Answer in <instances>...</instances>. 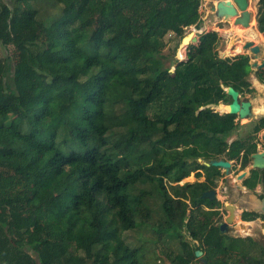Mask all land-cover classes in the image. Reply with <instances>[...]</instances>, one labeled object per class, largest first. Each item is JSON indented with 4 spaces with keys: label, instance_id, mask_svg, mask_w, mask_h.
I'll return each mask as SVG.
<instances>
[{
    "label": "trees",
    "instance_id": "trees-1",
    "mask_svg": "<svg viewBox=\"0 0 264 264\" xmlns=\"http://www.w3.org/2000/svg\"><path fill=\"white\" fill-rule=\"evenodd\" d=\"M12 1L0 0V43L14 46V61L0 58V264H144L124 233L148 225L179 240L171 264H194L199 249L203 264H264V241L222 232L221 201L202 197L221 175L203 161L245 167L264 129L263 116L230 141L238 115L212 105L232 101L224 86L243 95L252 73L264 82V69L220 55L211 32L175 69L163 62L168 32L201 27V0H55L60 17L21 41L14 26L34 8ZM256 20L264 38V0ZM196 169L209 182L164 181ZM260 180L253 169L244 185Z\"/></svg>",
    "mask_w": 264,
    "mask_h": 264
},
{
    "label": "rangeland",
    "instance_id": "rangeland-1",
    "mask_svg": "<svg viewBox=\"0 0 264 264\" xmlns=\"http://www.w3.org/2000/svg\"><path fill=\"white\" fill-rule=\"evenodd\" d=\"M9 5H13L12 0H3ZM258 1L259 0H249V10L252 13L253 21L255 22L254 26L258 28V23L256 20V15L258 11ZM217 0H201V4L199 7V12L201 13L202 18V24L201 27H196L194 25L185 27L182 35H176L173 32H168L165 37V43L166 47L164 49V53L166 54L165 57H163V62L165 67H170L171 70L174 69V66L176 64L177 59L186 58L187 55V46L188 42H192L193 40L191 37H195L198 39L199 35L202 32H211L214 35H217L221 38L220 44L218 46L219 54L222 55L224 51L226 53H232V52H238L242 46L239 48L238 45L244 42L246 40H254L256 43L260 44L262 47L261 57L264 54V38L262 36V40L260 39H254L248 36V34H240L233 30V17L229 14H227L225 17H219V15L212 10V6H215V3ZM218 3V2H217ZM228 5H230L229 2H224ZM31 5L34 9H37L36 13L34 12V9L29 8L28 11L24 14L22 18L18 19V24H16L14 27L16 41H21L24 38H27L31 36L36 28V24L38 22H44L46 24L53 21L55 18L60 17L62 14L63 4L62 3H56L55 0H31ZM218 5V4H217ZM218 7V6H217ZM220 11L217 8V12ZM239 15L241 14L238 11ZM34 14V15H33ZM188 38V40H185ZM14 51V46L10 45L8 47L2 45L0 43V58H6L8 57V60L14 61V56L12 55ZM182 53L183 57L181 58L179 54ZM250 55V51L247 50V52ZM234 56V55H229ZM251 56V55H250ZM255 69V68H254ZM251 75H254L252 73ZM252 78V76H250ZM264 84V82H261ZM243 99H250L254 102V109H253V115L250 118L247 119H241L239 116L237 117V122L235 124V127L231 129L228 133H226L230 140L234 138H244L248 135L252 134V129L255 123L264 116V110L261 112L257 111V105H261V107H264V85L263 87H259V89L255 87H250L247 89L244 94L242 95ZM222 104H229V102L224 103L220 101ZM207 107V104L205 105ZM256 107V108H255ZM201 108H204L202 106ZM214 111H220L214 108ZM256 112V113H255ZM239 121V125H238ZM264 129H262L260 132H258V135H255V138L257 140V150L264 151V148L261 146L263 145L261 136ZM255 152L250 153L249 158L252 157V155ZM205 161V160H204ZM235 162V160H231ZM149 166V165H148ZM249 163L246 166V170L249 167ZM157 165H154L152 168H157ZM245 169H240V167L237 165L235 169L231 172V175L229 174L228 178L224 181L220 182L219 185L215 188L217 190V198L222 201L224 204L225 201H231L234 199V201L237 203L238 207H240L239 200L240 199H252L255 198L254 193H250L249 195H241L238 187L241 184V180L237 179V175L241 173ZM194 177L190 176L188 178V181H193ZM164 181L167 185H169V181L164 178ZM138 187H142V185H138ZM235 197V198H233ZM157 198H151L149 199V203L151 205V218L149 219V222L157 224L159 218H160V208L158 203L155 202ZM151 202H155L154 204ZM237 215L234 220L235 226H230V234L231 235H240V236H246L249 234V236H255L254 238L261 239V227L257 223H253V225L248 226L249 228H241L240 221V213L241 208H237ZM239 224V225H238ZM237 226V227H236ZM239 228V229H238ZM254 228V229H253ZM157 225L151 228L150 225L144 226L142 228H137L133 230H128L124 233V237L128 243L132 246H142L143 252H144V264H171V258L169 256V252L174 249L178 250L179 248V240L177 238H171L169 236H164L163 239L159 238L157 236L156 230ZM244 229V230H243ZM248 232V233H247ZM252 234H250V233ZM185 234V232H183ZM245 233V234H244ZM185 240H189L191 247H194L195 244L197 245V241H193L190 238H186ZM142 252V253H143ZM30 253L37 258L36 252L33 250H30ZM203 257V254L201 256H196L194 258V264H203L201 261V258Z\"/></svg>",
    "mask_w": 264,
    "mask_h": 264
},
{
    "label": "water",
    "instance_id": "water-1",
    "mask_svg": "<svg viewBox=\"0 0 264 264\" xmlns=\"http://www.w3.org/2000/svg\"><path fill=\"white\" fill-rule=\"evenodd\" d=\"M226 1L229 2L231 5L230 6L231 12L239 11L241 13L239 20L244 18V15L246 14V12L248 13V15L251 14L248 12L249 4H250L249 0H217L218 2L217 8L220 11L217 12V8H215L214 6H212V10L216 12L219 15V17H225L228 13L227 11L225 12L221 6V3H224ZM191 39L193 40L192 42L198 41V39L195 37H191ZM247 50L250 51L251 58L253 59V62H252L253 68L264 69V54L262 57L260 56L262 52V47L260 44L256 43L253 40H246L242 48L238 52L231 54V55L245 53L247 52ZM222 56L226 57V56H229V54L226 55L225 53H223ZM183 59L185 58L178 60L175 66L179 62H181ZM175 66H174V69H175ZM224 90L228 95L231 96L232 101L228 104L229 110L218 111V112L220 113L228 112V113L237 114L242 119L250 118L253 115V102L250 99H243L241 96V93L237 89H235L233 86H224ZM262 139L264 140V131L262 133ZM205 163L216 166V167L223 168L228 173L231 171V167H232V161L227 160L225 158L210 159L208 162H205ZM251 167H258V168L264 167V151L262 152L258 150L252 155L249 168ZM246 175H247V170H244L242 173L237 175V179L243 180V178L246 177ZM202 197L210 198V199L214 198L210 196L208 191H204L202 194ZM226 207L230 210V214L226 217V220L221 224L222 231H224L228 227V225L233 224L236 218V212H235L236 207L231 203L227 204ZM255 210L261 211L264 214V198L261 200L259 199L257 200V206L255 207ZM202 254H203L202 250L200 249L196 250V256H201ZM201 261L204 263L207 262L204 257L201 258Z\"/></svg>",
    "mask_w": 264,
    "mask_h": 264
},
{
    "label": "flooded vegetation",
    "instance_id": "flooded-vegetation-1",
    "mask_svg": "<svg viewBox=\"0 0 264 264\" xmlns=\"http://www.w3.org/2000/svg\"><path fill=\"white\" fill-rule=\"evenodd\" d=\"M215 5H216V3H215ZM238 125H239V121H238ZM256 135H258V133ZM256 139L254 141L256 143H258ZM261 140H262L261 143H263L262 146H264V140L262 139V136H261ZM234 160H235V162L232 161V167H231V171L229 173L226 172L223 168H220L219 167L220 168V174L221 175L216 179V183L217 184L215 186H212L211 184H209V186H207V189H205L204 191L215 190L216 193H218L215 188L219 185L220 182H222L225 179H227L228 176H229V174L231 175V172L235 169V167L237 165L240 167L241 170L246 168L247 165L245 167H242L241 166L240 160H238V159H234ZM208 161L205 160L203 162L205 163V162H208ZM250 162H251V158H250V161H249V165H250ZM253 169H256V170L260 171L261 180L256 185V187L254 189H251L248 186L244 185V179H246L247 177H249L251 175V171ZM197 171H200L202 173V175L201 176H197V174H196ZM190 176L194 177V180L193 181H188V178ZM195 182H209V179H208L207 174L202 169L193 170V171H191L190 174L186 175L181 180L175 181V182H170V185H185V184H190V183H195ZM238 190H239V192H240L241 195H246V196L249 195L250 193H254L255 198L250 199V197H249V199L247 198L246 200L245 199H240L239 200L240 207H238V205L234 201V199L231 200V201H225L224 204L221 201V205L217 207V210L220 212V214L222 216V221L220 223V228H221V224L226 220V217L230 214V210L226 207V205L229 204V203H231V204H233L236 207V210H237V208H239V209L241 208L240 221H239L240 224L249 223L252 226L253 223H257V224L260 225V227H261V233H260L261 234V239H258V240L259 241H264V214L261 211L255 210V207L257 206V200L258 199L261 200V199L264 198V167L263 168H258V167H251V168H249L248 167V169H247V175H246V177L243 178V180H241V184L239 185ZM217 196H218V194H216L213 199H216ZM233 198H235V197H233ZM236 210H235V212H236ZM247 212L249 213L247 215H250V214L255 215V213H256V215L252 219H245L244 216L246 215ZM236 215H237V212H236ZM235 224L236 223L230 224V225H228V227L224 231H222V230L221 231L222 232H226L227 234L231 235L230 234V226L234 227ZM232 236H240V235H232ZM246 236H249V234L246 235ZM246 236H242V237H246Z\"/></svg>",
    "mask_w": 264,
    "mask_h": 264
},
{
    "label": "bare ground",
    "instance_id": "bare-ground-1",
    "mask_svg": "<svg viewBox=\"0 0 264 264\" xmlns=\"http://www.w3.org/2000/svg\"><path fill=\"white\" fill-rule=\"evenodd\" d=\"M217 2H216V5L214 6L215 8H217ZM221 6H222V8H223V10L226 12H228L227 14H229V15H231V16H234L233 17V23H234V25H233V30L235 31V32H237V33H240V34H242V35H244V34H248V36L249 37H251V38H254V39H260V40H262V33L259 31V29L257 28V27H255L254 26V24H255V22L253 21V16H252V13H251V11L248 9V12L249 13H251L250 15H248V13L246 12V14L244 15V18L243 19H240L239 20V18H240V16H241V14L239 15V13L238 12H231V9H230V6L231 5H228V4H226V3H221ZM230 9V10H229ZM229 10V11H228ZM185 40H188V38H186ZM254 41V40H253ZM239 46V48L241 47V46H243L242 45V43L241 44H239L238 45ZM179 56L182 58L183 57V55H182V53H180L179 54ZM264 85V84H263ZM262 86V85H261ZM260 86V87H261ZM212 108H215V109H217V110H220V111H227V110H229V106H228V104H218V105H212ZM256 108V107H255ZM257 109V111L259 112H261L262 110H264V107L262 106V107H260V108H256ZM256 113V112H255ZM262 113V112H261ZM208 193L210 194V196L211 197H215V195L217 194L216 193V191L215 190H208ZM238 210H236V212H237ZM239 225V224H238ZM249 226V224L248 223H243L240 227L241 228H249L248 227ZM237 227V226H236ZM239 229V228H238ZM254 229V228H253ZM244 230V229H243ZM248 233V232H247ZM250 233V232H249ZM245 234V233H244ZM250 234H252V233H250Z\"/></svg>",
    "mask_w": 264,
    "mask_h": 264
},
{
    "label": "crops",
    "instance_id": "crops-1",
    "mask_svg": "<svg viewBox=\"0 0 264 264\" xmlns=\"http://www.w3.org/2000/svg\"><path fill=\"white\" fill-rule=\"evenodd\" d=\"M251 62H253V59L251 58ZM252 76V78H251V82H252V87H255V88H257V89H259V87L261 86V87H263V84L261 83V81L256 77V75L254 74V75H251ZM241 96H242V94H241ZM252 101V100H251ZM253 102V101H252ZM258 107L257 108H260L261 107V105H257ZM253 109H254V102H253ZM259 144V143H258ZM261 146H262V144H261ZM263 148H264V146H262Z\"/></svg>",
    "mask_w": 264,
    "mask_h": 264
}]
</instances>
